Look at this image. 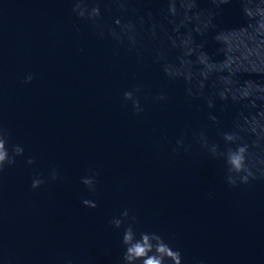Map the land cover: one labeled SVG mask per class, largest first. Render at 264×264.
<instances>
[{
	"label": "water",
	"instance_id": "95a60500",
	"mask_svg": "<svg viewBox=\"0 0 264 264\" xmlns=\"http://www.w3.org/2000/svg\"><path fill=\"white\" fill-rule=\"evenodd\" d=\"M0 144V264H264V0H0Z\"/></svg>",
	"mask_w": 264,
	"mask_h": 264
},
{
	"label": "clouds",
	"instance_id": "9594fccd",
	"mask_svg": "<svg viewBox=\"0 0 264 264\" xmlns=\"http://www.w3.org/2000/svg\"><path fill=\"white\" fill-rule=\"evenodd\" d=\"M127 95V94H126ZM0 148H3V145L0 144ZM243 151V149H241ZM5 159V155L0 152V162H2ZM239 157H233L232 162L239 167ZM87 183V181H86ZM87 203V201L85 202ZM117 227H119V221L116 222ZM132 232L131 229L127 230L124 235L123 242L126 245H130L126 252L124 259L128 262L133 261L134 259H143V264H162V260L160 258H157L156 256H149V252L152 250L151 245L148 243V236L146 234L142 235L141 240L137 241L135 243L132 242ZM158 252L160 253H167L168 256H172L173 253L171 251H168L166 246L163 245L162 243L157 249ZM176 264H179V261L176 262Z\"/></svg>",
	"mask_w": 264,
	"mask_h": 264
}]
</instances>
